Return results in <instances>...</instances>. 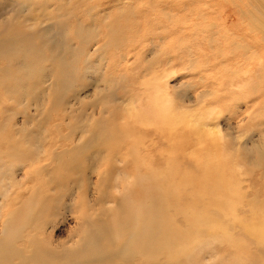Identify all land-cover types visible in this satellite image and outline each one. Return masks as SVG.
Returning <instances> with one entry per match:
<instances>
[{"label": "rangeland", "instance_id": "1", "mask_svg": "<svg viewBox=\"0 0 264 264\" xmlns=\"http://www.w3.org/2000/svg\"><path fill=\"white\" fill-rule=\"evenodd\" d=\"M237 1L0 0V264H264L247 232L264 214V39L254 5ZM151 83L218 126L241 195L233 214L212 205L194 139L126 115ZM190 207L219 228L197 223L200 243L168 256ZM97 229L110 257L86 250ZM161 229L166 244L147 250L145 233Z\"/></svg>", "mask_w": 264, "mask_h": 264}, {"label": "bare ground", "instance_id": "2", "mask_svg": "<svg viewBox=\"0 0 264 264\" xmlns=\"http://www.w3.org/2000/svg\"><path fill=\"white\" fill-rule=\"evenodd\" d=\"M229 1L231 2V0H229ZM234 1L235 0H233V2ZM245 1L247 2V0H245ZM250 3L254 5V9L249 11V14H248L251 29L255 30V28L256 29L258 28L259 30H261L262 36L264 39V2L262 0H250ZM203 6L206 7V5H203ZM240 6H242V5H240ZM196 13H197V11H196ZM202 17H203V15L201 17H199L200 20ZM204 26L205 25H203V27ZM207 27H204V28H207ZM225 33H229V32H225ZM223 34H224V32H223ZM224 38H225V36H224ZM245 49L250 50L251 47L247 46V47H245ZM220 56L221 55H219V57ZM263 76H264V73L259 74L257 76L258 81H256V83L261 81ZM154 82H155V80H154ZM147 86H149V84ZM149 88H150V97H148L149 98L148 103L144 104L145 101L142 103L144 105H146V104L147 105L144 106L143 108H139L138 106H136L134 104L135 101H130L126 105V108H125L126 115L130 119L135 118L134 120H136V118H137L140 121V123L142 122V124L143 123H145V124L147 123L146 125L152 124L159 131H165L163 133H166L169 135L172 134L173 136H170V139L173 137L172 139H175L180 143H184L185 141H187V139L189 137L194 139V142L199 145V148H197V146L195 148V149H197V151L194 150V152H193V154L197 155L200 158V159H196V161L199 162V164L203 167L205 177H211L213 179V187H212V189H210V190H213L211 193L212 205L214 207H218V209H219L218 211L222 215L233 214L234 210H235L236 203L240 200L241 195H240V191H239L238 186L229 180V174L228 173H229V166H231V165L229 164L230 162H227L226 159L228 157L225 155V152L222 149L221 135L219 133L218 126L211 122L208 127H204V123L201 119L200 114H199V118H198L197 116L191 114L188 111H176V109L172 105V101H171L170 96L166 93V91L163 89V87H160L158 85V83L157 84L151 83ZM255 88H256V86L252 87V83H251V85L247 86V91L254 90ZM258 95L264 96V84H263L261 92L258 93ZM228 161H231V159H228ZM171 169L172 168H170L169 171L165 174L169 175ZM174 173H176V172H174ZM164 175H162V176H164ZM157 176H159V175H157ZM162 176H161V178H162ZM174 176H175L174 178L177 177L176 174H174ZM178 176H179V178L177 179L178 181L175 182L173 180L172 183H169V185H168L169 189H167V191L165 190V198L166 199L170 195H172L171 197H173V198H177L179 196V194H180L179 189H181V186L183 187V185H184V178H183V175H181V174H178ZM180 176H182V177H180ZM163 179H165V178L163 177ZM228 180L231 182V184H230V182H228ZM169 182H171V181H169ZM159 209H161V208H159ZM139 210L141 211V209H139ZM182 210H184V209H182ZM185 212L187 214L189 212H191V216H192V214H194L195 216H198V217H195V216H193V218L189 217V227L187 228V230L181 231V233H179V231L176 232L177 236H176V242L174 244L175 253L171 254L170 252L164 251L168 256H173L174 258L184 257L185 253H187V251L191 247L194 246L195 242L198 241V236L196 234L197 228H198L197 223L205 222L206 227H208L210 229H215V228L218 229L219 228V226H218L219 221H218V219L214 218L213 216H204L205 217L204 220L199 219V217L202 218L201 215H203V214L201 212L195 210L192 207L187 209ZM139 218L143 219L142 214H139L138 219ZM162 225L167 226L173 232L175 231L170 226H168V224H162ZM122 228H123V230H126L128 228V226L123 225ZM164 231H165V229L156 230V232H157L156 236L153 234L154 233L153 231L145 233V234H147V236H146V238H147L146 249L147 250L153 251L154 249H157L158 251H161V249L164 247V245L167 242V235L164 233ZM166 232H167V230H166ZM247 232H248V235L250 233V236L255 237L256 240H259V242L264 243V214L262 217L259 216V220L255 219V217H254V219H252V223L249 225V229H247ZM108 237H109V235L107 234V232L104 229H97V231L93 235H90L89 243L86 247L87 252L92 253V254H98L102 257H110L112 254V251H111V248L108 244ZM221 237H223L227 240L228 234L224 232V235L222 234ZM198 243H200V241H198ZM235 246H236V244H235ZM237 247L239 248L238 245H237ZM180 255H183V256H180ZM37 264H41V263L38 262Z\"/></svg>", "mask_w": 264, "mask_h": 264}]
</instances>
